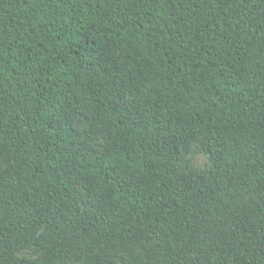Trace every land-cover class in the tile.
Segmentation results:
<instances>
[{
  "label": "trees",
  "instance_id": "obj_1",
  "mask_svg": "<svg viewBox=\"0 0 264 264\" xmlns=\"http://www.w3.org/2000/svg\"><path fill=\"white\" fill-rule=\"evenodd\" d=\"M0 264H264V0H0Z\"/></svg>",
  "mask_w": 264,
  "mask_h": 264
},
{
  "label": "rangeland",
  "instance_id": "obj_2",
  "mask_svg": "<svg viewBox=\"0 0 264 264\" xmlns=\"http://www.w3.org/2000/svg\"><path fill=\"white\" fill-rule=\"evenodd\" d=\"M94 146L97 147H104L103 141H97L93 143ZM190 160V169L194 171H202L208 168H211L212 163L210 161V156L204 152L201 151L200 145L194 146V152L189 156ZM14 163H9L5 165V168L7 169H14L15 168ZM19 257H27V258H36V254L31 250H24L21 253H19Z\"/></svg>",
  "mask_w": 264,
  "mask_h": 264
}]
</instances>
